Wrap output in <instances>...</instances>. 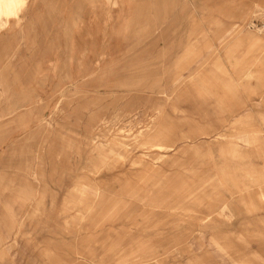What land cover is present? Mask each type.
Segmentation results:
<instances>
[{
    "label": "rangeland",
    "instance_id": "rangeland-1",
    "mask_svg": "<svg viewBox=\"0 0 264 264\" xmlns=\"http://www.w3.org/2000/svg\"><path fill=\"white\" fill-rule=\"evenodd\" d=\"M17 5L0 264H264V0Z\"/></svg>",
    "mask_w": 264,
    "mask_h": 264
},
{
    "label": "bare ground",
    "instance_id": "bare-ground-1",
    "mask_svg": "<svg viewBox=\"0 0 264 264\" xmlns=\"http://www.w3.org/2000/svg\"><path fill=\"white\" fill-rule=\"evenodd\" d=\"M20 2L24 5V4H26L27 0H0V17L6 13L11 15V13H12L11 11L13 10L12 8H14L15 5H17ZM17 9L18 8L15 9V12Z\"/></svg>",
    "mask_w": 264,
    "mask_h": 264
}]
</instances>
